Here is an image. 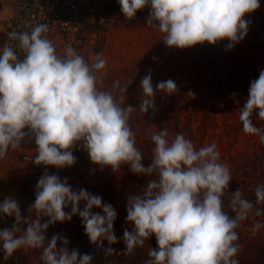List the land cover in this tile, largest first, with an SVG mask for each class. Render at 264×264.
<instances>
[{"label":"clouds","instance_id":"1","mask_svg":"<svg viewBox=\"0 0 264 264\" xmlns=\"http://www.w3.org/2000/svg\"><path fill=\"white\" fill-rule=\"evenodd\" d=\"M127 19L150 6L147 25L164 34L169 48L186 49L205 42L216 45L228 40V49L247 35L246 14L260 7L259 0H118ZM30 31L10 32L8 39L18 41L17 51L7 44L0 50V159L9 149H20L26 137L36 144L32 162L37 166L65 168L76 162L72 149L79 143L91 161L114 171L129 165L134 174L150 177L144 189L127 197L126 220L134 227L125 229L124 255L131 254L153 235L157 249L149 247L146 264H239L233 259L239 246L235 231L256 205L264 204V184L255 189V202L237 189L229 197L233 217L224 211L223 197L231 181L229 169L220 163L215 142L197 149L182 133L169 142L167 129L151 134L154 143L151 163L136 147V135L129 120L136 108L122 107L112 93L98 88V75L107 61L96 54L87 61L73 47L58 55L47 37V24L29 25ZM143 98L139 110L146 114L154 108L151 70L141 81ZM156 88L171 95L176 83L161 81ZM126 91V89H125ZM264 121V71L250 83L248 98L240 109L244 133L264 144V128L252 121L253 114ZM25 129L28 131L26 132ZM83 202V209L80 205ZM71 206V212L65 211ZM102 209L103 215L93 209ZM29 222L21 214L17 200L0 202V214L14 217L11 228L0 230V250L5 260L23 248L41 249L43 264H92L93 257L69 250V240L60 235L46 238L50 225L81 218L85 235L94 245L118 239L113 231L116 210L102 197L85 189L73 190L66 179L44 174L36 186L35 202ZM262 211L257 208L256 216ZM47 217V221L42 218ZM24 224V227L21 225ZM262 225L254 223L255 235ZM59 243L63 247L58 248ZM108 255L114 249H105Z\"/></svg>","mask_w":264,"mask_h":264},{"label":"rangeland","instance_id":"2","mask_svg":"<svg viewBox=\"0 0 264 264\" xmlns=\"http://www.w3.org/2000/svg\"><path fill=\"white\" fill-rule=\"evenodd\" d=\"M259 3L256 11L244 17L248 21L247 35L231 49L227 47L228 40L216 45L205 42L186 49L169 48L163 42L164 34L157 27L147 25L150 6H146L134 18L123 19L109 32L103 51L107 65L97 73V86L101 91L112 93L122 107L130 105L136 108L130 116L129 125L136 135V147L144 156L142 163L145 167L150 165L155 147L150 139L151 134L159 133L162 129H167L169 142L177 133H182L197 149L215 142L220 153L219 162L231 173V181L223 197L224 211L230 217L235 214L228 206V196L237 190L240 180L238 167L248 164L249 168L259 170L260 175L261 172L264 175V144L260 143L258 137L244 133L239 120L250 83L264 71V0H259ZM150 70L156 95L154 108L144 114L139 110L143 98L141 81ZM169 79L177 85V91L171 95L156 88L159 82ZM252 121L257 127L264 128V121L258 118L257 113L253 114ZM30 142H34V139ZM30 145L25 147L29 148ZM23 146L16 150L10 148L6 157L0 159V202L7 197L15 198L22 216L31 222L36 218L35 211L30 212L29 209L35 202L37 185L32 180L31 167L20 161ZM72 152L76 157L75 164L58 168V176L61 180L66 179L74 191L85 189L110 204L117 213L113 231L117 239H121L125 229L130 230L134 226L126 220L127 197L141 192L150 177L134 174L129 165H122L117 171L110 166L96 165L79 143ZM243 193V197L249 199L246 196L251 194ZM83 206L82 202L81 209ZM65 211L70 213L71 206ZM255 211L256 208L236 229L238 235L250 233L248 237L245 235L247 242L264 238V212L256 216ZM93 212L103 215L102 209L94 208ZM1 215L4 214H0V230L11 228L3 226ZM10 218L13 225L14 217ZM47 219L42 218L43 221ZM256 222L262 227L253 235L252 227ZM45 235L49 240L53 235L66 237L70 251L86 252L85 241L88 237L78 215L70 221L50 225ZM57 247L61 248L63 244L58 242ZM41 251L21 248L5 260L0 250V264H43ZM233 259L239 261L235 257Z\"/></svg>","mask_w":264,"mask_h":264},{"label":"built area","instance_id":"3","mask_svg":"<svg viewBox=\"0 0 264 264\" xmlns=\"http://www.w3.org/2000/svg\"><path fill=\"white\" fill-rule=\"evenodd\" d=\"M126 17L118 0H14L12 14L3 24L0 50L8 43L23 58L18 41L8 39L10 32L30 31L31 26L47 24V37L56 51L64 54L67 46L73 47L87 61L96 54L104 57L108 34ZM36 144L30 152H23L21 161L32 169V180L37 185L44 174L58 175V168L37 166L32 160Z\"/></svg>","mask_w":264,"mask_h":264},{"label":"trees","instance_id":"4","mask_svg":"<svg viewBox=\"0 0 264 264\" xmlns=\"http://www.w3.org/2000/svg\"><path fill=\"white\" fill-rule=\"evenodd\" d=\"M238 170L240 172V180L237 189H239L241 193L244 192L243 194H251L250 196H245L249 198V200L255 202V189L258 185L264 184L263 173L261 172L260 175L259 170L249 168L248 164H244L241 168L238 167ZM255 208H259L264 212V204L256 205ZM10 221L11 218L9 216L1 215V222L4 223V227L12 226ZM131 230L132 228L129 231ZM245 235L248 237L250 233L247 232L246 234L243 233L238 235L239 239L234 242L239 246L235 258L239 259V264H264V260L262 259V255H264V238H250V242H247ZM251 237H253V235ZM102 245L101 247L99 244H92L89 238L85 241L86 252L84 254H89L93 257L92 264H146L150 259L148 256L149 247L153 249L158 248L154 235L150 237L142 247L138 246L128 255L123 254L126 247L123 241V234L121 235V239L118 238L116 244L109 245L107 240H103ZM109 247L114 249V253L111 255L105 252V249ZM81 255L83 254L81 253Z\"/></svg>","mask_w":264,"mask_h":264},{"label":"crops","instance_id":"5","mask_svg":"<svg viewBox=\"0 0 264 264\" xmlns=\"http://www.w3.org/2000/svg\"><path fill=\"white\" fill-rule=\"evenodd\" d=\"M14 0H0V43H2V37L1 34L3 32V24L7 19L10 18L12 14V7H13ZM58 55H63L59 51H57ZM32 140V139H31ZM31 144L30 147H25L27 144ZM25 144V145H24ZM24 145V146H23ZM35 145L34 142H30L29 139H26L22 141V146H23V152H27L28 150H32ZM22 148V147H21ZM20 161H21V155H20Z\"/></svg>","mask_w":264,"mask_h":264}]
</instances>
